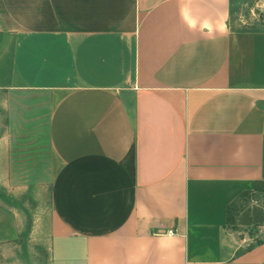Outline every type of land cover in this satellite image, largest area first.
<instances>
[{
	"label": "crops",
	"instance_id": "obj_1",
	"mask_svg": "<svg viewBox=\"0 0 264 264\" xmlns=\"http://www.w3.org/2000/svg\"><path fill=\"white\" fill-rule=\"evenodd\" d=\"M234 1L0 0V193L51 179L40 213L0 194V244L29 226L2 264H264L226 227L264 179V28Z\"/></svg>",
	"mask_w": 264,
	"mask_h": 264
},
{
	"label": "rangeland",
	"instance_id": "obj_2",
	"mask_svg": "<svg viewBox=\"0 0 264 264\" xmlns=\"http://www.w3.org/2000/svg\"><path fill=\"white\" fill-rule=\"evenodd\" d=\"M230 11L229 26L234 30L264 28V0H235L231 4ZM36 154L39 155V152ZM35 159H39V157H35ZM39 172L35 171V177L13 179V183L8 182L4 187L5 190L0 193L5 204L11 208H20L22 213L33 210L35 206V213H40L39 208L45 197L40 201L38 193H36V198H33L32 189L35 186V189L47 192L51 179L40 177ZM18 183L19 190L15 195L12 190ZM242 197L233 206V222L227 224L226 227L234 233L238 240H242L241 247H247L258 242L264 236L259 233L260 227L264 226V186ZM29 208L30 210H28ZM28 231V223H25L13 240L0 244V264L17 258L13 254L14 250L21 252L27 250Z\"/></svg>",
	"mask_w": 264,
	"mask_h": 264
},
{
	"label": "trees",
	"instance_id": "obj_3",
	"mask_svg": "<svg viewBox=\"0 0 264 264\" xmlns=\"http://www.w3.org/2000/svg\"><path fill=\"white\" fill-rule=\"evenodd\" d=\"M264 186V179H257L253 182L252 187L249 189H245L241 191L227 206V215H226V225L233 222V206L236 204L239 198H243L242 196H246L251 191L253 192L256 189H260V187ZM260 241V240H259Z\"/></svg>",
	"mask_w": 264,
	"mask_h": 264
}]
</instances>
